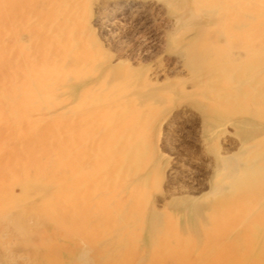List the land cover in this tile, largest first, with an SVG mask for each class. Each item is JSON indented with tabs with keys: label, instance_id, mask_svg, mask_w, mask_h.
<instances>
[{
	"label": "rangeland",
	"instance_id": "rangeland-1",
	"mask_svg": "<svg viewBox=\"0 0 264 264\" xmlns=\"http://www.w3.org/2000/svg\"><path fill=\"white\" fill-rule=\"evenodd\" d=\"M59 11L68 49L28 115L42 125L81 103L95 128L64 149L83 155L65 168L62 129L36 130V160L29 134L0 132V264H264V186L230 216L235 200L211 193L221 157L264 153V0H62ZM76 168L92 169L89 211L50 216Z\"/></svg>",
	"mask_w": 264,
	"mask_h": 264
},
{
	"label": "bare ground",
	"instance_id": "bare-ground-1",
	"mask_svg": "<svg viewBox=\"0 0 264 264\" xmlns=\"http://www.w3.org/2000/svg\"><path fill=\"white\" fill-rule=\"evenodd\" d=\"M61 1L0 0V99H2V101L0 100V132L8 134L15 131V133L17 132L24 136L29 134L25 145L27 147H24L26 157L29 160L30 156L32 159L35 158L31 147L36 139H39V137L35 139L34 135H39L36 130L45 132L51 129H62L59 142L61 146L59 164L65 168L66 161L70 164V162L82 159L83 155L77 156L70 153L66 156L64 149L69 147L70 152H73V147L75 148L82 144V140H84L83 143L86 142L88 144L87 139H84L83 135L89 136L95 128L92 124L94 116L92 111L87 105L80 107L81 103H78L68 117L65 116V111L62 110L61 114L53 113L49 115L51 121L42 125L39 123L42 118L34 117V119L32 117V120L28 115L32 109V103L42 99V90L47 86L46 80L56 73L58 65L57 54L62 56L61 52L68 49L65 39L67 31L61 27L58 21ZM118 3L113 5H118ZM22 32L26 34V39H21L20 34ZM84 97H88V94H85ZM21 114L22 116H20ZM23 119L28 122V125L26 124L24 127L20 125ZM118 129L116 128V130ZM42 134L39 136H43ZM21 145L24 146V144ZM7 153L9 160L11 157H13V161L17 159L14 150H8ZM1 161L6 162L7 160L2 159ZM95 162L99 166V161ZM218 164L221 165V170H223L215 175L211 193L226 190L227 195H230L229 197L235 200L231 204L234 210H231V212L227 211L224 215L221 213L223 216H230L229 213L240 209L236 204L239 197L245 199L257 190L263 189L264 153L248 157L243 162H237L232 157H221ZM93 166L98 167L95 163ZM71 167H73V163ZM73 171L69 176L73 177L75 175L79 181L76 178L73 180L68 179L72 189L68 191L67 188L70 187H64L63 184L56 198L52 201L49 199L45 208H48L46 212L48 211L50 216L62 217L61 213L65 212L67 207L71 210L76 209L80 213L82 209L83 212L84 210L89 211L90 197H92L95 185V181L93 182L92 180L91 182L89 177L92 169L81 171L76 168ZM85 174L88 176L87 178ZM72 195L73 197H71ZM88 211H86V214ZM214 222L216 225L217 221ZM223 225L219 226L217 224L216 227L219 226V230L217 229L216 231L222 233ZM220 227L222 228L220 229ZM213 233L214 231H212ZM208 236L210 238L206 236L205 238L211 239V234ZM212 238L215 237L212 236Z\"/></svg>",
	"mask_w": 264,
	"mask_h": 264
}]
</instances>
